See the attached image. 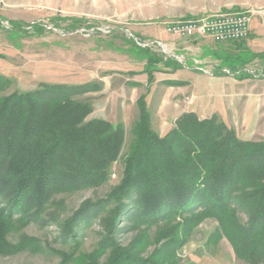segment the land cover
<instances>
[{
	"label": "rangeland",
	"instance_id": "1",
	"mask_svg": "<svg viewBox=\"0 0 264 264\" xmlns=\"http://www.w3.org/2000/svg\"><path fill=\"white\" fill-rule=\"evenodd\" d=\"M260 10H264V0H0L4 19L48 28L42 36L19 38L0 30V75L12 82L4 95L36 90L41 85L89 86L92 91L77 98L91 101L97 112L115 125L122 124L126 132L121 156L109 168L108 180L102 186L85 185L57 194L41 212L34 210L24 216L0 200L11 214L0 264H75L103 244L109 252L113 247H130L140 236L154 240L157 228L135 231L131 221L120 220L111 235L106 230L115 208L109 195L124 177L125 159L135 141L133 129L140 117L138 103L133 105L127 98L133 87L138 88L140 98H145L152 128L160 136L175 125L159 121V113L165 109L161 100L163 105L164 100L172 99L200 119L217 116L241 141L263 143L264 61L257 59L249 65L251 77L242 80L229 73L222 59L217 63L216 58H209L207 51L199 58L203 64L195 63L193 71L178 74L160 65L145 72V61L130 53L123 41L140 40V46L186 62L184 57L195 58L193 55L200 53L167 55L171 52L166 46L179 44L178 37L167 32L170 24ZM52 18H75L85 26L65 32L53 29ZM254 19L246 39L234 45L221 43L236 50L232 56L264 53V23L259 17ZM3 26L7 28V22ZM221 68L225 75L214 76ZM113 92L119 93L116 100L111 98ZM91 93L102 95L96 98ZM77 213L79 220L74 222ZM239 218L246 221L243 214ZM218 229L215 220L204 221L175 247L170 264H244L226 239H215ZM158 249L159 244H149L142 258L154 256Z\"/></svg>",
	"mask_w": 264,
	"mask_h": 264
},
{
	"label": "trees",
	"instance_id": "2",
	"mask_svg": "<svg viewBox=\"0 0 264 264\" xmlns=\"http://www.w3.org/2000/svg\"><path fill=\"white\" fill-rule=\"evenodd\" d=\"M50 23L65 32L85 26L75 18H52ZM0 30L19 38L42 36L48 28L0 16ZM123 41L130 53L145 61V72L160 65L184 69L176 58L140 46V40ZM257 59L264 61V53L228 56L222 62L242 80L251 77L248 66ZM222 70L214 76H224ZM11 85L0 75V200L24 216L41 212L57 194L105 184L109 168L121 156L126 132L122 124L89 119L91 101L77 97L91 88L41 85L4 95ZM138 108L124 177L109 195L115 208L106 230L111 235L124 220L131 221L135 231L155 227L156 236L154 240L140 236L130 247H113L109 252L103 244L74 263L170 264L175 247L213 219L219 224L215 239H226L238 260L264 264V142L241 141L217 116L200 119L194 112L182 115L160 136L152 128L145 98L139 99ZM10 215L0 204V249L6 245ZM76 216L80 213L74 222L79 220ZM147 243H157L160 249L142 258Z\"/></svg>",
	"mask_w": 264,
	"mask_h": 264
},
{
	"label": "crops",
	"instance_id": "3",
	"mask_svg": "<svg viewBox=\"0 0 264 264\" xmlns=\"http://www.w3.org/2000/svg\"><path fill=\"white\" fill-rule=\"evenodd\" d=\"M256 19H254L253 21H255ZM253 21H252V23H253ZM171 36H173V35H171ZM177 39L179 41L178 45L172 44V45L166 46L169 49V51L171 52L170 54H167V55H172V54L175 55L176 54L175 52H178L181 55L183 53L185 55L186 54L190 55L189 52H191V51H196V52L199 51V53H200L199 56L193 55V56H195V58H190V56L189 57H184L186 62H179V60L175 56L174 58H176L177 61L181 65H183V67H184V69H182V70H173L172 69L173 71L177 72L178 74L184 73L186 71H193V68H194L193 65L195 63L203 64V61H200L199 58H203V55H204L205 51L208 52L209 58H212V59L216 58L217 59L216 60L217 63L218 62L220 63V60L222 59V57L232 56V55H234V53H236V50H232L231 48H228L225 45H222L221 43H217L210 37L201 38V39H192V40L191 39L190 40H186V39L184 40L182 38H177ZM230 44L234 45V44H237V43L236 42L235 43H228V45H230ZM194 47H198V50H195ZM168 57H170V56H168ZM195 69L200 70V68L198 66H196ZM134 82H139V81L134 80ZM146 88H147V86H146ZM129 92H130L131 96H129V94H128L127 98H129L131 104H133V105L137 104L138 100L140 98V93L138 91V88L133 87L130 91H128V93ZM145 93H147V91ZM99 95H102V94H98V93L93 94V93H91V97H96L97 98V97H99ZM109 95H110V93H109ZM118 95H119V93L113 92L111 98L113 100H116ZM101 99H104V98L102 97ZM160 105L165 108L159 113V117H160L159 121L160 122H176V120L178 118H180L182 115H184L186 113H189V110L183 109V107L180 106L181 104L175 103V101L172 100V99L164 100L163 105H162V100H161ZM95 107H96V105L93 104V113L91 114L89 119H103V120L112 122V120L109 119L107 116H104L103 114H100L101 112H97V110H95ZM176 107H181V108L176 110L175 109ZM165 134L166 133H163V134H161V136H164Z\"/></svg>",
	"mask_w": 264,
	"mask_h": 264
},
{
	"label": "built area",
	"instance_id": "4",
	"mask_svg": "<svg viewBox=\"0 0 264 264\" xmlns=\"http://www.w3.org/2000/svg\"><path fill=\"white\" fill-rule=\"evenodd\" d=\"M255 16L264 23V10L221 13L199 20L170 24L167 32L186 40L210 37L217 43H235L243 41L250 35Z\"/></svg>",
	"mask_w": 264,
	"mask_h": 264
}]
</instances>
